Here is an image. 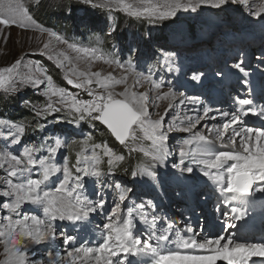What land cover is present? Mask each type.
<instances>
[{
    "label": "snow or ice",
    "instance_id": "6c2138e0",
    "mask_svg": "<svg viewBox=\"0 0 264 264\" xmlns=\"http://www.w3.org/2000/svg\"><path fill=\"white\" fill-rule=\"evenodd\" d=\"M86 2L94 7L107 8L109 11H123L136 18L147 16L157 20L174 17L179 10L196 12L205 5L219 9L233 3L248 8L251 15L257 18H264V0H260L254 8L252 0H162V3H154L153 0H101L98 4L93 3V0ZM2 8L3 5L0 4V9ZM8 11V16L0 11V25H17L24 28L33 25L40 31H45L36 24L28 9L18 0L14 7L9 0ZM48 35L58 44L65 45L66 49H54L50 39L43 44L41 54L45 55L48 61H52L57 69L63 70V79L67 85L85 92L90 98H79L78 94L69 88L58 86L49 70L39 62H29L25 66L28 71L22 74L19 71L21 60L18 59L8 67L0 68V90L15 93L22 85L37 88L46 98L44 102H24L35 117L43 118L46 123L49 116L55 119L56 113L66 112L74 123L85 120L98 121L106 126L120 145H127L130 141L135 143L141 138L137 133L142 132L143 138L152 142L153 150H133L144 151V154L151 156L156 163L163 162L171 154L168 145L170 133L189 134L187 138H181L183 146L178 151L180 161L173 164V167L191 173L193 168L185 162L186 160L192 164L204 165L206 170L203 174L216 182L222 192L232 194L227 200L228 203L237 197L250 196L254 190L264 192V128L244 127L245 121L242 120V117L249 113L264 115V109L257 113L256 109L251 107V99H238L237 110L222 112V117L230 119L220 127L213 126L208 135L200 132L198 128L206 127L201 124V120L213 112L210 107H203L202 114L198 111L195 116L186 115L182 119L178 115L172 121H166L164 116L152 119L149 93L133 90L137 85L143 86L147 82L154 87L157 107L159 102H168L165 116L177 103L183 105L185 100L192 104L200 103L199 97H185L183 93L177 95L171 88L162 91L163 84L154 80L151 72L148 75L136 72L131 62L125 66L115 58L105 55L99 48L71 42L56 32L50 31ZM173 55L165 53V62H170ZM258 59L264 64V51ZM97 61L107 65L115 64L121 69V74L117 76L112 72L102 74L101 71H92L91 68ZM80 63L85 64L86 69H81ZM234 67L245 76L248 74L243 60ZM201 75H194L193 79L200 80ZM130 76L135 77L131 84ZM118 86H123V90L116 91ZM230 126H233V131L228 136V142L233 150H215L216 141L224 146ZM0 127L6 130L4 148L0 149V169L5 172L4 176H0V212L4 213L0 216V245L3 246L0 252L3 259H0V264H132L128 257L141 250L153 255V264H217V261H225L226 264H249V261H252V264H256L253 258L264 260V243L236 242L231 236H217L213 239H202L201 242L197 240L194 229L190 226L186 229L188 233H194L190 239H184L179 232L176 233L180 246L186 249H207L211 254L181 255L178 251L162 254L151 244L154 233L150 234L147 240L135 233L137 217L139 222L149 225L153 230L156 229L160 218L149 211L156 208L151 201L147 204L141 202L134 206L125 205L124 208L118 203L115 208L110 209L111 215L107 216L108 222L104 225L107 232L102 233V242L95 248L80 244L73 246L64 255L60 252L53 254L52 251L44 254L33 251L30 255V244H49L57 239L55 221H81L87 219L89 213L105 209L107 202L103 196L96 201L86 194L85 178H102L114 167H118L126 157L124 154H117L105 143H89V137L80 143L75 164L70 167L67 160L56 159L58 151L65 146L62 139L55 138L53 143L44 141L36 146L23 139L30 127L24 121L14 122L0 118ZM37 130L44 132L46 128L37 122ZM213 132L214 140L210 139ZM237 137L241 139L237 141ZM193 143L197 145L195 149L189 147ZM9 145L19 146L22 151L17 153L8 150ZM37 153L45 154L38 156ZM103 157L107 158L106 161ZM105 163L107 172L101 167ZM144 172L155 176V172L150 171L148 167ZM138 174L132 173L133 176ZM102 186L114 189L120 202L127 200L131 191L118 183L107 185V182L103 181ZM25 205L39 208L43 217L31 214L25 209ZM231 211L236 214L233 220L243 219L246 214L242 206L233 207ZM227 226L233 228L236 225L228 223ZM174 228V223H167L164 231L155 237L157 242L168 241V233ZM75 239L76 237L65 233L61 242L73 245ZM222 241L225 242L222 244Z\"/></svg>",
    "mask_w": 264,
    "mask_h": 264
},
{
    "label": "rangeland",
    "instance_id": "374dc122",
    "mask_svg": "<svg viewBox=\"0 0 264 264\" xmlns=\"http://www.w3.org/2000/svg\"><path fill=\"white\" fill-rule=\"evenodd\" d=\"M18 2L28 9L29 14L34 18L36 24L45 29V31L42 32L33 25H29L26 28L17 25H0V68L8 67L19 59L21 60L19 71L23 74L28 71L25 66L29 62H39L48 70L49 67H52L53 71L57 73L58 78H53L58 86L69 88L72 92L77 93L79 98L89 99L90 97H88L85 92L67 85L66 81L63 79V70L57 69L52 61H48L47 57L41 54L43 44L50 39L52 40V47L54 49H66L65 45L58 44L54 38L48 35L51 31L65 37L62 32H59L61 29L57 28L59 29L57 30L52 27V25L48 24L49 21H51V17L53 20L59 18V22L70 25L68 31L71 32V38L69 39L71 42H78L77 38L82 35V38H85L86 30L91 32L94 30H101L104 33L108 32L109 43L105 46L108 49H103L100 44L94 42L90 43L87 40L80 41L79 43L83 46L99 48L105 55L115 58L125 66L131 62L127 60L128 53H135V62H131L132 67L136 72H142L144 75H148V73L151 72L153 79L163 84L162 91H167L171 88L177 95L181 94V92H185L187 94V96L184 95L185 97H199L200 103L192 104L189 103L188 100H185L183 105L177 103L172 111L168 112L165 116V109L168 102L162 101L159 102V107L156 106L157 102L154 99L156 91L152 85L145 82L143 86L137 85L136 88L133 89L135 91H147L149 93L151 98L149 109L152 119H159L161 116H164L166 121H172L176 119L177 115L182 119L186 115L195 116L198 111L202 114L203 107L212 108L213 112L209 114V117H205L201 120V124L206 127L198 128L200 132L206 135L209 134L213 126L218 125L217 127H220L219 125L229 120V117L221 116L222 112H226L222 110V107L225 106L222 102L226 101V99H224L221 94L227 96L229 103L233 105L237 104L238 96L228 92L230 88L229 84L231 83V79L227 77L228 72L236 74L241 82L245 81L247 89L252 87L254 78H257L252 71L257 72L259 76L261 75V77L264 78V64H261L258 59L261 52L264 51V18H257L251 15L248 8L233 3L226 4L219 9L205 5L198 8L196 12L179 10L174 17L157 20L149 19L147 16L136 18L115 9L109 11L107 8L94 7L92 4L87 3L86 0H39L38 3L37 0H18ZM100 2L101 0H93V3L96 4ZM153 2L162 3V0H153ZM11 3L14 7L16 0H11ZM252 3L254 8L256 4L260 3V0H252ZM0 4L3 5L0 11H3V14L8 16L9 0H0ZM137 6L147 7L148 5ZM161 10L163 9L161 8ZM42 13H46V16H42ZM202 32L204 33L203 36H207L208 38L211 37L210 34L214 33V35H217L213 47L210 46L209 42L204 43L208 40L207 38L199 37V33L201 34ZM65 38H68V36ZM73 39H75V41ZM157 45L163 46L162 51H159V53L155 50ZM193 45H195V47L191 50L190 48ZM187 47H189L188 49H190V51L187 50ZM165 53L174 54L170 62H165ZM69 54L75 56L74 53L69 52ZM148 57L155 60V68H152V66L150 67L151 62H148ZM241 60L244 61V66L253 64L251 70L245 66L248 73L246 76L234 67V65ZM79 67L81 69H86L87 66L80 63ZM91 70L101 71L102 74H107L108 72H112L117 76L121 74V69L115 64L107 65L102 61L95 62ZM223 72L225 73L223 74ZM49 74L51 73L49 72ZM200 74H202L200 80L193 79L194 75ZM219 76L222 78L224 77V80H219ZM134 79L135 77L130 76L129 83H133ZM221 86L224 87V91L219 92ZM93 87H95V85H93ZM122 90L123 86H118L116 89V91ZM33 96H37L38 99H32ZM254 97L255 95L251 98V100L255 99L252 100L253 104L251 107L257 104L256 101H260L258 99L256 100ZM0 98L10 102V108L13 107L12 105L23 108L25 101H30L33 104H41L46 99L37 88L30 85L20 86L19 91L15 93H6L0 90ZM262 105H264V103ZM261 108L263 107L261 106ZM212 117L215 118L213 119ZM0 118L9 119L14 122L24 121L29 124L30 127L23 139L25 142H31L33 145L36 143V146H38L44 141L53 143L55 138H60L65 141V146L58 151L56 159L57 161L67 160L70 167L75 164L76 152L79 151L80 143L89 137H91L89 143H105L113 148L110 142L106 140L105 135L107 134V128L103 124L98 121L90 120L74 123L71 122V118L66 112L56 113L55 119L49 116L46 123L43 118L35 117L33 114V119L39 120L37 122L43 124L46 128L44 132L37 130V122L32 124L27 120L19 119V117L11 119L10 114H0ZM258 119L254 122H258ZM254 122L250 123L247 120L248 125L245 126H257ZM5 135L6 130L0 127V149L4 148ZM137 135L141 138L135 143L130 141L127 145H122L119 149L113 148L117 154H124L126 157L118 167H114L110 173H107L102 178H85V191L89 198L99 201L100 196H103L104 200L107 202L103 211L98 210L93 212V214L100 217L101 226L94 227V224L91 225L90 222L93 219L91 216L81 221H55L57 226L56 241H52L49 244H33L29 246L30 255L33 251L38 254H44L53 250L55 251L53 253L59 251L61 255H64V253L71 250L73 246H78L80 244L89 246L91 242L96 241V232H107V229L104 228L103 230L102 228L104 224L108 222L107 216L111 215L110 209L115 208L118 203L121 208H124L125 205L134 206L141 202L147 204L149 201L156 205L155 209L149 210L160 218L155 230L151 229L149 225L139 222V217L136 218L138 224L135 233L145 240L148 239L150 234L154 233L153 239L151 240L152 245L154 244L153 242H157L155 237L159 236L157 232L159 230L158 226L162 222L165 223L163 229L169 222H173L175 225L177 224V227L180 228L178 231L181 236H183L185 232L188 233L186 231L187 227L190 226L193 228L189 223L185 225L182 223L184 222L183 216L181 212H178L179 208L177 207L180 206L177 203L181 201L184 202L183 205L181 204L182 210L188 211L196 209L203 215H208L209 218L212 216L211 211L206 209L205 205L202 204L203 202H200L201 205H197V196L195 192L192 191L194 186L197 187L199 184L213 186V189H215L217 183L203 174L206 170L205 166L192 164L186 160L185 162L193 168L191 173L173 167V164H178L180 161L178 149L183 146L181 138H187L189 134L180 132L169 134L170 139L168 145L171 154L161 163H156L152 160L151 156H146L144 154V151L151 152L153 150L152 142L143 138L142 132H138ZM213 136L214 134H211L210 139H213ZM228 136L229 134L226 135L227 139H225L224 146H226L228 150H230V148L233 150L231 144L228 142ZM140 148H143L144 151L133 150ZM8 150L17 153L22 151L19 146L12 145L8 146ZM41 154L45 153H37L38 156ZM129 156H135L136 159L140 160L139 163L135 166L134 164L131 166L127 161ZM103 159L106 161L107 158L103 157ZM101 167L107 172L106 163L102 164ZM146 167H148L150 171H154L155 176L145 173L144 169ZM133 172H138L139 174L133 176ZM4 175V170L0 169V176ZM103 181H106L107 185L118 183L122 187L131 189L128 199L120 202L118 193L111 187L102 186ZM185 188L188 190L184 192ZM150 190H152L151 193ZM183 195H185L186 199H183ZM162 198H164L165 201L160 203ZM173 205H175V211H173ZM24 207L31 214L43 217V213L39 208L31 205H25ZM214 210L216 214L213 212V215H216L217 219L224 218L220 216L219 212L225 211H218V208H214ZM3 215L4 213L0 212V216ZM93 220L95 221V219ZM195 223L197 224L194 229H204L205 224L203 221H196ZM139 224H141V228L144 231L142 234L138 232ZM72 225L76 226L78 230L81 227L83 228L82 236L78 237L71 231ZM227 225L226 223L225 226L223 224L222 229L228 227ZM65 233L76 237L73 245H65L61 242ZM188 235H191V233H188ZM174 243L177 246L180 245L179 242L176 243L175 240ZM94 245L98 244L94 243ZM2 250L3 246L0 245V252H2ZM143 251L137 254H146L145 259L149 260L150 253H145ZM0 259H3V257L0 256ZM113 259L115 260V258ZM128 260L134 263V260L129 257ZM217 264H226V262L220 261L217 262Z\"/></svg>",
    "mask_w": 264,
    "mask_h": 264
},
{
    "label": "bare ground",
    "instance_id": "6f19581e",
    "mask_svg": "<svg viewBox=\"0 0 264 264\" xmlns=\"http://www.w3.org/2000/svg\"><path fill=\"white\" fill-rule=\"evenodd\" d=\"M236 22V21H233ZM203 32L200 34L199 33V37H203V38H207L208 40L205 41L210 43V46L213 47L214 46V42L216 40L217 35L210 34L211 37H207V36H203ZM198 37V36H197ZM196 45V44H195ZM195 45H193L190 49L192 50ZM189 47H187V50L190 51V49H188ZM249 70H251V68H253V64L250 65H245ZM255 73V77L253 80V85L252 87H250V89H247L245 81L241 82L239 80V77L236 74H232L230 72H228L227 77L228 79H231V83L229 84V91L231 92V94H236L238 96V99L241 98H249L251 99L253 97V95H255L254 98H256V100H260V101H256L257 104H254L253 107L256 109L257 113L261 112V109H264V105H262L264 103V78L261 77V75L259 76L257 72L252 71ZM225 72H223L224 74ZM224 80V77H220L219 76V80ZM224 91V87H220V91L222 92ZM184 95L187 96V94L185 92H181ZM221 96L226 99V101L222 102L224 103L223 105H225L224 107H222V110L226 111V112H232L234 110H237L238 108V104H231L228 102V98L227 96H225V94H221ZM229 96V93H228ZM255 100V99H252ZM238 101V100H237ZM261 106L263 108H261ZM259 118V119H258ZM230 119V117H229ZM258 119V122H254ZM242 120L245 121V123L243 124L244 127H246L248 125L247 120L251 123L254 122L257 126H254L252 128H264V115H257V114H252L249 113L246 117H242ZM221 122V121H220ZM228 122V121H227ZM226 122V123H227ZM253 123V124H254ZM223 124L219 125L222 126ZM246 125V126H245ZM218 126V125H217ZM253 126V125H252ZM232 127L230 126L228 128V134L229 136L232 133ZM251 127V126H248ZM214 134V132L212 133ZM213 139H215V135L213 136ZM225 139H227V137H225ZM237 141H239L241 139V137H237L236 138ZM225 144V143H224ZM227 145V144H226ZM189 147H191L192 149H195L197 147V145L195 143H193L192 145H190ZM232 147V145H231ZM233 148V147H232ZM215 150H228L226 146H222L221 143H219V141H216L215 143ZM231 150V148H230ZM179 151V149H178ZM232 163V162H229ZM226 183V180H225ZM188 190L187 188H185L184 192ZM193 192H195V195L197 196V205H201L200 202H203L202 204L205 205V208L208 209L209 211H211L212 216L209 218L208 215H203L200 211L195 210H182L181 208V204L183 205L184 202H180L177 203L180 206H177L179 208V213L181 212L182 216H183V221L182 222L184 225L185 224H191L193 226V229L195 228L196 221H203L205 224V227L203 230H199V228L194 229V233L195 236L197 238L198 241L202 242V239H213L216 238L217 236H225L226 238L228 236L233 237V239L236 242H242V243H264V192H259V191H255L254 194L250 195V196H242V197H237L236 199H233L231 203H228L227 200L228 198L232 195V194H228V193H224L221 191L219 185L217 184L215 189H213V186H204V185H198L197 187L194 186V188L192 189ZM152 192V190H150V193ZM183 199L185 198V195H183ZM93 199V198H92ZM164 200V198H162L160 200V203H162ZM176 205V204H175ZM175 205L172 206L173 211ZM208 205V206H207ZM244 207L246 210V214H252L251 217H243V219H235L233 220V217L236 215L235 213H232L231 209L233 207ZM214 208H218V211L222 210L225 212H219L220 216H223L224 218H219L217 219L216 215H213V212L216 214ZM186 213V214H184ZM91 216L93 219H95V221L92 219L90 224L93 225L94 227H99L101 226V222L99 220V216L96 214H93V212L89 213L88 217ZM258 216H262L260 219H257ZM226 217V218H225ZM253 219H257L254 222L259 223L260 226V230L257 233H253L251 234H244V233H240L238 231V228L242 227L243 224H251V220ZM248 221V223H244L243 221ZM57 222H62L61 220H57ZM173 223V222H172ZM225 223L227 225V223H234L236 226L233 228H228V227H224L222 229V226ZM165 223H160L158 235H160L164 229L162 227V225H164ZM105 225V224H104ZM175 225V223H174ZM104 230V226L102 228ZM177 224L175 225L174 230L170 231L169 234V240L168 241H160L161 243L158 242H153L154 244L152 246L157 247L158 250L161 251L162 254H165L169 251H178L180 252L181 255H193V256H203V255H209L211 254L207 249H198V248H183L180 245L177 246L174 243L175 242H179L178 238L176 236V233L179 232L178 231ZM228 230V231H227ZM71 231L74 232V234H76L78 237L82 236V232H83V228L81 227L79 230L77 229L76 226H71ZM225 231H227L226 233H224ZM138 232L140 234H142L143 229L141 228V224L138 225ZM97 233V237L95 238L96 241L91 242L90 243V247H97L98 245H94V243L99 244L102 242V233ZM194 233H191V235H188V233H184L183 237L184 239H190ZM207 233V234H206ZM207 235V236H206ZM60 237V236H59ZM56 241V240H55ZM225 241H222L221 243L223 244ZM33 244H30L29 246H31ZM30 250V248H29ZM143 251V250H141ZM52 252H55L54 250ZM59 252V251H58ZM145 253H148L147 251H143ZM142 252V253H143ZM150 253V252H149ZM55 254V253H53ZM63 254V253H62ZM146 254L143 255H131L129 256L130 259L134 260V263L132 264H153L154 261V257L153 255L150 253L149 254V260L145 259ZM146 260V261H145ZM253 260L256 261V264H264V260H262L261 258H253ZM131 261V260H130ZM220 262V261H217ZM249 264H252V261H249Z\"/></svg>",
    "mask_w": 264,
    "mask_h": 264
},
{
    "label": "trees",
    "instance_id": "16d2710c",
    "mask_svg": "<svg viewBox=\"0 0 264 264\" xmlns=\"http://www.w3.org/2000/svg\"><path fill=\"white\" fill-rule=\"evenodd\" d=\"M41 15L42 16H46V13H42ZM50 20L51 21H49L48 24L52 25V27H54L55 29H57V28L61 29V30H59V29H57V30H59V32H62V34L65 37L68 36L67 39L71 38L70 37L71 36V32L68 31V28H70V25H68L66 23L59 22L60 21L59 18L56 19V20L55 19L53 20V18L51 17ZM64 22H66V21H64ZM83 31H85V30H83ZM85 33H86V37L82 38L83 35L78 37L77 38L78 42L87 40L90 43L94 42V43L100 44L103 47V49H108V48L105 47L106 44L109 43L108 42L109 36L107 35L108 32L104 33L101 30H94V31L91 32L89 30H86ZM73 40L75 41V39H73ZM162 48H163L162 45H160V46L157 45L155 50H157V52L159 53V51L160 52L162 51ZM152 52L155 54V52L153 50H152ZM134 55H135V53H132V54L128 53L127 60H129L131 62H135V60H134L135 56ZM147 60H148L149 63L151 62L150 63V67L152 66V68H155V65H156L155 64L156 63L155 60L151 59L150 57H148ZM149 63H148V65H149ZM49 72L51 73V75L54 78H58L57 77V73H55V71H53L52 67H49ZM33 97H35V98H33ZM33 97H32V99H38L37 96H33ZM10 104H11L10 102L0 98V114H3V115H5V114L9 115L10 114L11 119H16L17 117H19V119L21 118L23 120H27V121L31 122L32 124H34L37 121H39V120L33 119V113H32V111L29 109V107L26 104L23 105V108L17 107L15 105H12L13 107L10 108V106H9ZM105 137H106V140L110 142V144L113 146L114 149L121 148L122 145H120L118 142L115 141L114 137H112V135L110 134V132L108 130H107V134L105 135ZM34 145H37V144L35 143ZM127 161L131 164V166L133 164L135 166V165H137L139 163L140 160L136 159L135 156L134 157L129 156Z\"/></svg>",
    "mask_w": 264,
    "mask_h": 264
},
{
    "label": "water",
    "instance_id": "95a60500",
    "mask_svg": "<svg viewBox=\"0 0 264 264\" xmlns=\"http://www.w3.org/2000/svg\"><path fill=\"white\" fill-rule=\"evenodd\" d=\"M106 127V126H105ZM108 130V129H107ZM109 131V130H108ZM110 132V131H109ZM111 134V133H110ZM113 137V136H112Z\"/></svg>",
    "mask_w": 264,
    "mask_h": 264
}]
</instances>
